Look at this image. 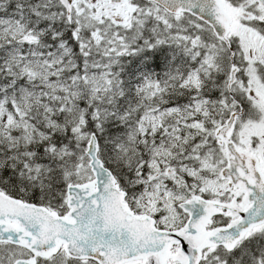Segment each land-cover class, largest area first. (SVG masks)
<instances>
[{
    "label": "snow or ice",
    "instance_id": "6c2138e0",
    "mask_svg": "<svg viewBox=\"0 0 264 264\" xmlns=\"http://www.w3.org/2000/svg\"><path fill=\"white\" fill-rule=\"evenodd\" d=\"M0 264H264V0H0Z\"/></svg>",
    "mask_w": 264,
    "mask_h": 264
}]
</instances>
